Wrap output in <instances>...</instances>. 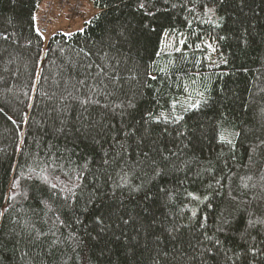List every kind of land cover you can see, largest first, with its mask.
<instances>
[{
	"label": "snow or ice",
	"instance_id": "6c2138e0",
	"mask_svg": "<svg viewBox=\"0 0 264 264\" xmlns=\"http://www.w3.org/2000/svg\"><path fill=\"white\" fill-rule=\"evenodd\" d=\"M226 3L227 0H183L182 3L171 0H136L135 8L144 17L155 19L160 11L169 13L170 10L177 9L185 13L181 19L189 36L194 40L190 42L184 31L172 26L170 30L165 29L161 33L159 46L154 53L155 58L143 66L142 73L137 70L126 77L122 76L119 60L115 64L90 63L84 66L83 78L76 79L71 91L68 90L66 82L63 92L58 97L60 104L53 106L49 112L52 125L42 126L44 134L63 135L67 138L68 131L71 130L77 138L82 136L91 144L93 151L98 155V163L83 157L84 163L77 165L80 171L75 177L64 172L69 181L59 184L50 179L49 170L52 172L62 170L63 164L48 160L44 162L43 167L37 165L36 168H30L27 178L33 180L37 186L42 185V192L47 189V199L38 200L37 207L43 204L51 211L48 201L53 198L62 200L63 207L73 213L68 219L74 224L83 225L87 220L92 221V229L96 231V235L92 236L89 231L91 239L108 237L119 247L132 249L133 256L135 249L140 247V238L143 236L146 240L150 239L153 246L149 248L147 244L144 245V250L149 253L150 264H183L185 260L187 264H196L198 260L200 264H207L208 259L217 260L221 256L223 264H258L259 258L264 257V248L250 246L242 253H236L226 248L225 244L230 235L239 231L237 226L241 220L243 231L240 232V239L246 244L248 237L256 240L258 236H264V196L254 195L248 198L246 192L237 190L234 194L230 188L227 197L215 200L221 196V190L224 188L222 180L225 178L223 169H219L222 175L217 178L216 165L224 157L231 160L237 158L235 153L240 143L239 138L243 134L237 130L235 124L229 123L227 114L217 108L220 101L213 95L214 90L208 83H202V80L210 77H202L200 72L203 60H207L210 67L228 64V60L222 54L219 56V64L211 59V54L218 51L219 42L228 39L219 33L212 34L225 23V17L219 15V12L225 8ZM240 3L243 5L244 0H240ZM32 20L35 21L36 17L33 16ZM194 20L201 26L200 31L193 27ZM205 24L209 25L212 31L204 30L202 26ZM140 28L142 31H156L150 22L142 23ZM34 30L41 40L44 39L38 27ZM80 31L83 32L84 29ZM202 33H206L208 39H205ZM233 37L245 45L251 43L247 29L239 31V35L234 32ZM0 39L7 41L8 36L0 34ZM186 48H193L198 52L207 50L208 54L203 58L197 57L189 61ZM175 53L180 54L179 64ZM88 55L90 53L86 52L85 56ZM165 57L167 59L164 66H160V61ZM189 62L196 69L192 75L184 67L185 63ZM95 69L98 71H94ZM141 76L144 77L143 80ZM36 77L37 80L40 79L41 74L37 73ZM185 78L190 83H183ZM130 81H137L139 84V89L131 97L123 87L124 82ZM157 81L159 86L154 88L151 82ZM173 85L183 94V99L171 91ZM194 85L200 87H193ZM32 88L35 90V84ZM220 91L223 92V89ZM146 93H150L148 106L139 113L137 119L133 115V112L139 111L137 98H143ZM121 95L124 99L120 103H115V99ZM51 98H56V93H52ZM204 109H214L218 113L213 117L211 126L203 122L190 126L189 114L200 113ZM3 111V108H0V113ZM70 112L74 115H70ZM97 112L99 119L96 118ZM116 117H119V121L113 122ZM8 119L12 120V117L9 116ZM209 139L215 142L220 151L214 158L197 155V145L202 140ZM257 153L264 157V138L253 143L250 150L246 149L250 162ZM59 159L57 156V160ZM92 164H96L97 168L96 173H91L92 179L95 181L103 178V182L90 185L91 193L85 198L82 183L86 178L84 170L88 169L91 172L89 166ZM76 171L77 169H73V172ZM181 173L183 177L178 175ZM169 176L173 177L172 181L167 179ZM205 177L208 179L205 180ZM251 179V176L247 177V180ZM260 179L264 181V174ZM241 181L239 188L248 189L249 184L244 182L243 177ZM186 182L189 184L199 182L204 191L200 192L199 189L190 191L185 187ZM18 183L14 177L9 188L11 194L4 196L8 203L0 205V219H3L12 207L11 202L15 200ZM169 183H172L171 188L167 186ZM181 189L188 203L181 202L182 207L177 216L164 209L178 198ZM117 190L121 194L126 191L129 201L135 196L136 204L132 212H129L123 203L120 205L115 203ZM198 192L200 194H197ZM109 198L113 203L106 204L105 200ZM81 199L84 200L82 206L79 204ZM97 203L100 205L99 208L96 206ZM189 203H194L195 206L189 207ZM33 215L39 216L40 213L34 210ZM80 216H84L83 221ZM16 223L21 230L15 232V236L24 238L26 233L31 245L34 248L39 247L42 252L47 244L48 254L52 256L55 255L53 248L58 241L52 239L49 243L48 234L51 233L55 237L60 227H72V224L68 223L67 219H62L60 215L51 221L48 232L36 229L30 220H17ZM43 223L48 224L49 220H44ZM126 226H131L134 234H128ZM75 235V232L71 233L69 239ZM78 243L84 242L81 240ZM168 244L172 245L171 251L168 250ZM86 249L85 245L82 257L77 253V260L82 259L83 264H88L89 260ZM100 254L104 255V249L100 250ZM23 255L27 256L29 253ZM99 258L97 257V260Z\"/></svg>",
	"mask_w": 264,
	"mask_h": 264
},
{
	"label": "trees",
	"instance_id": "16d2710c",
	"mask_svg": "<svg viewBox=\"0 0 264 264\" xmlns=\"http://www.w3.org/2000/svg\"><path fill=\"white\" fill-rule=\"evenodd\" d=\"M42 1L0 0V34L8 36L7 41L0 39V77H2L0 108L4 110L0 113V205L8 203L4 200V196L11 194L9 188L13 178L19 181L15 189V200L11 202L12 207L5 217L0 219V264H37L38 261L40 264H83L82 259L77 260V253H80L82 257L85 245L89 256L88 264H150L149 253L144 250L145 244L149 248L153 246L150 239L146 240L143 236L140 238V247L135 249V256L132 249L121 248L117 243L111 242L108 237L99 240L91 239L88 235L89 231L92 236L96 235V231L92 229V221L87 220L83 225L74 224L71 219H68L73 216V213L63 207L62 200L53 198L48 201L51 211L43 204L37 207L38 200L47 199V189L42 192L43 186H37L27 177L30 168H36L37 165L43 167L45 161L53 160L63 164L64 167L55 172L50 169V179L58 184L68 183L69 177L65 176L64 172H68L74 178L80 171L77 165L84 163L83 157L98 163V155L93 151L91 144L82 136L77 138L71 130L68 131L67 138L63 135L44 134L42 126L52 125L53 121L49 117V112L53 106L60 104L58 97L63 92L66 82L68 90L71 91L76 79L83 78L84 66L90 63L93 65L109 62L115 64L119 60L122 76L126 77L137 70L142 73L143 66L155 58L154 53L159 46L161 33L165 29L170 30L172 26H175L189 36L181 19L185 13L179 12L178 9L170 10L169 13L160 11L153 19L142 16L141 12L135 8L136 0H93L97 10L87 20L91 23H84L83 32L79 30L73 32L71 36H66L64 32L56 31L41 40L34 30L38 25L32 17H36ZM171 2L182 3L183 0H171ZM199 11L197 6V12ZM219 15L225 17V23L221 29L215 30L212 34L219 33V35L227 36L228 39L219 42L215 58L219 64V56L222 54L228 60V64L210 67L209 62L203 60L200 72L202 77H210V79L202 80V83H208L214 90L213 95L220 101L217 108L225 112L229 123L235 124L237 130L242 131L243 134L239 138L240 143L235 153L237 158L231 160L224 157L216 165L217 178L222 175L219 169H223L225 178L222 180L224 188L221 190V196L216 197L215 200L227 197L230 188L234 194L237 190L246 192L248 198L254 195L264 196V181L260 179L264 174V157L257 153L250 162L246 154V149L250 150L253 143L264 138V0H244L243 5L240 0H227L225 8L219 12ZM144 22H150L156 31H142L140 25ZM193 27L200 31L201 26L195 20ZM202 28L212 31L207 24ZM243 29H247L250 34L251 43L247 45L233 37L234 32L239 35V31ZM202 34L205 39H208L206 33ZM193 40L194 38L189 36V41ZM211 42L215 43V41ZM185 51L188 53L189 61L197 57L203 58L208 54L207 50L198 52L193 48H186ZM86 52L90 55L85 56ZM174 56L179 64L180 54L175 53ZM166 59L167 57L160 61V66H164ZM184 67L190 75L196 71L190 62L185 63ZM37 73L41 74L38 80ZM221 73H228V75H220ZM143 79L144 77L141 76V80ZM151 83L154 88L159 86V81ZM183 83L187 84L190 81L185 78ZM33 84H35V90L32 88ZM123 87L127 95L131 97L139 89V84L137 81L124 82ZM165 87L167 88L166 84ZM193 87L199 88L200 85ZM220 89H223V92ZM171 91L179 95L181 99L184 98L175 85ZM45 93L48 95H44ZM52 93H56V98L50 99ZM149 96L150 93H146L143 98H137L139 111L133 112L137 119H139V113L148 106ZM123 99L124 96L121 95L115 99V103H120ZM29 105L32 106L29 107ZM70 115L74 113L70 112ZM216 115L218 113L214 109L190 113L188 124L195 126L198 122H203L210 127ZM9 116L12 120L8 119ZM96 118L99 119L98 112ZM118 121L119 117H116L113 122ZM219 151V147L210 139L202 140L197 145V155L202 154L205 158H214ZM57 156L60 157L59 160ZM89 167L91 172L85 169L86 178L82 181L85 198L91 193L90 185L103 182V178L95 181L92 179L91 173L97 172L96 164ZM73 169L77 171L73 172ZM178 175L183 177L182 173ZM248 176L252 177L250 181L247 180ZM57 177L59 179H56ZM242 177L244 182L249 184L248 189L239 188ZM167 179L172 181L173 177L169 176ZM207 179L208 177H205V180ZM167 186L171 188L172 183ZM185 187L190 191L196 189L200 192L204 191L199 182L196 184L186 182ZM116 196L117 205L123 203L129 212L135 209V196L129 201L128 193L125 191L121 194L119 190ZM182 201L188 203L181 189L178 198L164 210L178 216ZM83 203L84 200L81 199L79 204L82 206ZM105 203H113V201L109 198L105 200ZM96 206L100 207L98 203ZM194 206V203H189V207ZM34 210L40 215H33ZM45 212L47 215H44ZM57 215L67 219L72 227H60L55 237L51 233L48 234L49 243L52 239L58 241L53 248L54 256L48 254L47 244L42 252L39 247L34 248L31 245L26 238V233L24 238L14 235L21 230L16 223L17 220H30L35 224L36 229L48 232L51 221H54ZM80 219L83 221L84 216H80ZM44 220H49V223H43ZM56 223L59 225L58 221ZM237 227L239 231L228 237L226 248L236 253H242L250 246L264 248V236H258L256 240L248 237L246 244L240 239V232L243 231L242 220ZM126 228L128 234H134L131 226ZM73 232L76 233L75 237L69 239ZM81 240L83 244L78 243ZM171 248L172 245L168 244L169 251ZM101 249H104L103 256L100 254ZM26 252L29 255L24 256L23 253ZM97 257H100L99 260ZM183 264H187V261L185 260ZM196 264H200L199 260ZM207 264H223V257L217 260L208 259ZM258 264H264V257L259 258Z\"/></svg>",
	"mask_w": 264,
	"mask_h": 264
},
{
	"label": "built area",
	"instance_id": "2783aa9c",
	"mask_svg": "<svg viewBox=\"0 0 264 264\" xmlns=\"http://www.w3.org/2000/svg\"><path fill=\"white\" fill-rule=\"evenodd\" d=\"M82 13L80 0H45L39 11L38 28L43 35H50L49 29L56 18L73 19Z\"/></svg>",
	"mask_w": 264,
	"mask_h": 264
},
{
	"label": "rangeland",
	"instance_id": "374dc122",
	"mask_svg": "<svg viewBox=\"0 0 264 264\" xmlns=\"http://www.w3.org/2000/svg\"><path fill=\"white\" fill-rule=\"evenodd\" d=\"M80 1H81V4H82V13H81V15L78 16V17H75L73 19H69V18H66V17H63V16L59 17V18H56L55 21L52 23L50 29H49V33L50 34L52 33V31L53 32L58 31L55 28V26L58 27L60 25L62 26V29L60 31L64 32V33H73L75 31H79L80 29L83 28L84 23L90 18L88 16L87 17H85V16L88 15V14H91L92 12H96L97 9H96V7L93 4V0H80ZM41 4H40V8L42 6ZM38 16H39V12H37V14H36V24L37 25L39 23L38 22ZM43 36H44V38L48 37V35H43ZM169 40H171V37L169 38ZM211 59L216 61L215 53L211 54Z\"/></svg>",
	"mask_w": 264,
	"mask_h": 264
},
{
	"label": "crops",
	"instance_id": "0c3cea01",
	"mask_svg": "<svg viewBox=\"0 0 264 264\" xmlns=\"http://www.w3.org/2000/svg\"><path fill=\"white\" fill-rule=\"evenodd\" d=\"M44 1H45V0H44ZM44 1H43V2H44ZM56 1H57V0H56ZM42 4H43V3H42ZM94 13H95V12H92L91 14H88V15H86L85 17H87V16L90 17V16L93 15ZM66 25H67V24H66ZM66 25H65V26H66ZM65 26H64V27H65ZM55 28H56L58 31H60V30L62 29V26H61V25L58 26V27L55 26ZM52 33H53V31H52Z\"/></svg>",
	"mask_w": 264,
	"mask_h": 264
}]
</instances>
